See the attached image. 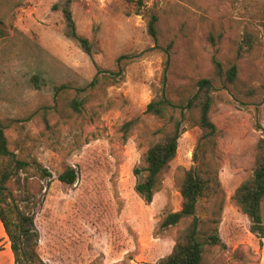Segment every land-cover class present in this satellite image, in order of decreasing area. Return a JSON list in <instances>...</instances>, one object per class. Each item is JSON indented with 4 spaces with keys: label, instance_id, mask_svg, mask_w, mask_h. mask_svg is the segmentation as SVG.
Wrapping results in <instances>:
<instances>
[{
    "label": "rangeland",
    "instance_id": "374dc122",
    "mask_svg": "<svg viewBox=\"0 0 264 264\" xmlns=\"http://www.w3.org/2000/svg\"><path fill=\"white\" fill-rule=\"evenodd\" d=\"M142 2L7 0L0 7V121L11 150L52 175L30 179L29 187L41 185L43 194L20 193L22 208L34 217L37 251L46 264H159L172 253L184 226L155 232L166 213L182 208L179 169L194 166L201 131L186 126L163 188L148 205L135 191L134 170L164 122L145 111L166 71L170 97L179 101L200 79L213 77L217 58L238 64L240 77L215 93L225 194L219 236L227 248H209L205 264H264V239L260 246L232 202L264 135V0ZM66 9L93 45V57L68 37ZM149 13L160 18L158 44L148 30ZM120 69L124 79L110 85ZM99 70L106 73L90 88ZM73 100L85 103L80 114L69 107ZM257 118L263 133L255 129ZM134 119L138 125L125 139L122 128ZM67 166L79 174L74 186L59 181ZM214 209L215 197H206L197 216L209 219ZM0 264H15L1 221Z\"/></svg>",
    "mask_w": 264,
    "mask_h": 264
},
{
    "label": "trees",
    "instance_id": "16d2710c",
    "mask_svg": "<svg viewBox=\"0 0 264 264\" xmlns=\"http://www.w3.org/2000/svg\"><path fill=\"white\" fill-rule=\"evenodd\" d=\"M6 3L7 0H0V7L6 6ZM140 6H143V2ZM64 13L68 23V37L77 41L83 51L93 57V45L90 40L78 34L72 13L68 9ZM141 15L144 14L139 13V16ZM159 21L160 18L156 13H149L148 30L155 44L159 42ZM105 73L99 70L89 87L95 88L100 76ZM113 76L108 78L110 85L124 79V70L120 69L113 73ZM239 77L238 64L226 66L214 58L213 77L200 79L192 95L174 101L169 94V78L166 71L161 79L159 92L147 105L145 115L164 122L163 127L150 134L147 150L140 165L134 170L137 179L135 191L148 205L153 203L155 196L163 188L165 177L178 155L179 143L186 132V126L191 124L201 131L193 156L194 166L190 169H179L182 175L179 187L182 208L177 212L166 213L155 232L160 236L173 228L184 226L177 234L172 253L159 264H205L209 248H227L219 236L225 202V194L219 179L218 155L219 139L223 133L213 122L212 113L216 104V91L235 85ZM84 105L83 102L73 100L69 107L80 114ZM138 122L139 119H134L124 125L122 131L125 139L130 136ZM255 129L263 133L258 118ZM32 177L44 181L52 178V175L38 161L22 159L11 150L7 127L0 121V221L9 237L15 264H46L37 251L39 235L35 228L34 217L29 215L27 207L23 209L21 206L24 201L20 193L32 196L43 194V186L40 185L38 191H33L29 187ZM78 178L77 170L67 166L59 176V181L66 186H74ZM12 184L18 187L13 188ZM210 196L215 197V209L209 219H201L197 216L198 204L202 199ZM232 202L248 218L249 231L262 246L264 135L256 145V159L252 173L236 189Z\"/></svg>",
    "mask_w": 264,
    "mask_h": 264
}]
</instances>
